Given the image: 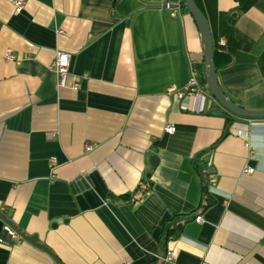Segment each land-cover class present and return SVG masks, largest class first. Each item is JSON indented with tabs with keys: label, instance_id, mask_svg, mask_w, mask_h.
Here are the masks:
<instances>
[{
	"label": "crops",
	"instance_id": "crops-1",
	"mask_svg": "<svg viewBox=\"0 0 264 264\" xmlns=\"http://www.w3.org/2000/svg\"><path fill=\"white\" fill-rule=\"evenodd\" d=\"M179 2L25 0L15 11L0 0V214L62 264H264V119L229 125L207 114L221 109L208 90L177 96L203 60ZM199 2L223 92L264 109V0ZM57 50L70 54L61 87ZM196 160L211 170L208 192ZM141 179L150 187L134 200ZM207 193L215 201L202 207ZM188 214L197 216L169 230L165 260L164 226ZM0 264L57 263L22 238L0 240Z\"/></svg>",
	"mask_w": 264,
	"mask_h": 264
},
{
	"label": "water",
	"instance_id": "water-1",
	"mask_svg": "<svg viewBox=\"0 0 264 264\" xmlns=\"http://www.w3.org/2000/svg\"><path fill=\"white\" fill-rule=\"evenodd\" d=\"M177 5L178 4L170 3L171 7H175ZM184 5L193 17L201 37L204 74L207 89L212 95V97L216 100L218 105L221 107L220 110L219 108L210 109L207 111V114H217L220 116H224L225 118H227L229 125L233 122V117H241L247 119H264V109L244 108L233 102L225 95L218 81L216 65L214 62L213 38L207 17L195 0H184ZM228 127L224 131V134L228 133ZM157 161V156L155 154H152L150 156L151 164L155 165ZM199 173L203 183V188L205 192H208L207 175L211 173V170L205 169L203 171H200ZM205 200L206 201L204 204H202V207L211 205L215 201V199L208 193L206 194ZM196 216V214L182 215L174 217L173 219L166 222L160 245V252L162 253V256L164 258L167 252V241L168 239H170L168 235L169 230H178L179 223L192 220L196 218ZM0 218L8 225H10L22 238L47 252L57 264H62V262L57 258V256L45 244H42L38 241L36 235L25 234L19 228H17L15 224H13V222H11V220H9L4 214H0Z\"/></svg>",
	"mask_w": 264,
	"mask_h": 264
},
{
	"label": "built area",
	"instance_id": "built-area-1",
	"mask_svg": "<svg viewBox=\"0 0 264 264\" xmlns=\"http://www.w3.org/2000/svg\"><path fill=\"white\" fill-rule=\"evenodd\" d=\"M24 2L25 0H13L15 11H20L24 5ZM164 6L171 9V12L174 13L172 7L170 6V2H165ZM4 55H5V58L8 60H13L16 63H19L20 61V59L9 49L5 51ZM69 63H70V54L64 50H57L55 53L54 59L51 63V68L56 78L57 87L68 85L67 79H68V73H69ZM69 86L75 89L77 88L78 83L77 81H73L69 84ZM173 90H175V88L170 87L168 91L170 92ZM207 90L208 89L206 87L200 84V81L198 79V69L195 67L193 63L191 65V72H190L189 79L182 89L177 90V96L179 98H183V97L199 98L201 94ZM174 130H175V126L173 125H167L165 127L166 132H172ZM50 134L53 135L54 133H50ZM253 156L254 155L252 153L249 155L250 158H252ZM48 164L52 171L51 176H53V170L55 169L57 165L56 158L54 156H50L48 159ZM254 169H255L254 167L246 165L244 166L243 171L251 173L254 171ZM213 179L214 178H211V180ZM149 187L150 185L146 179L139 180L134 190L132 199L137 200L138 198H140L144 194V192H146L149 189ZM0 210L4 211L3 208H1ZM7 239L19 241L22 239V237L10 225H8L7 223H4L1 236H0V240L4 241ZM172 258H173L172 251H167L164 259L172 260Z\"/></svg>",
	"mask_w": 264,
	"mask_h": 264
},
{
	"label": "trees",
	"instance_id": "trees-1",
	"mask_svg": "<svg viewBox=\"0 0 264 264\" xmlns=\"http://www.w3.org/2000/svg\"><path fill=\"white\" fill-rule=\"evenodd\" d=\"M197 2V4L199 5V7L201 8V10L204 12L202 6L200 5V2L199 0H195ZM251 2V1H250ZM179 6L184 10V11H188L187 8L185 7L184 5V0H180L179 2ZM243 8V7H242ZM240 8V9H242ZM236 11V12H232V13H229L227 14L228 17H229V20L231 22H233L236 18V15L238 14L239 10ZM205 14V12H204ZM213 49H214V62H215V56H216V52H217V46H216V43L213 42ZM195 67L198 69V79L200 81V84L204 87L207 88L206 86V79H205V74H204V65H203V60L200 61V62H197V63H194ZM215 65H216V62H215ZM195 165L197 166V169L198 171H202L204 168H205V163H199L198 160L195 161ZM203 208H198L197 210L194 211V213H198L199 210H201ZM177 234H174L173 237H175Z\"/></svg>",
	"mask_w": 264,
	"mask_h": 264
}]
</instances>
